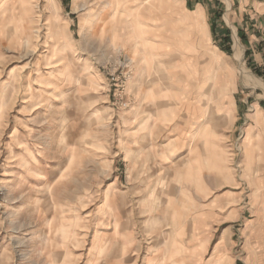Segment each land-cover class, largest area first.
<instances>
[{"label":"rangeland","instance_id":"obj_1","mask_svg":"<svg viewBox=\"0 0 264 264\" xmlns=\"http://www.w3.org/2000/svg\"><path fill=\"white\" fill-rule=\"evenodd\" d=\"M107 1L0 0V264H264V0H127L114 21ZM150 82L176 127L136 173ZM204 112L216 145L193 142Z\"/></svg>","mask_w":264,"mask_h":264},{"label":"bare ground","instance_id":"obj_2","mask_svg":"<svg viewBox=\"0 0 264 264\" xmlns=\"http://www.w3.org/2000/svg\"><path fill=\"white\" fill-rule=\"evenodd\" d=\"M127 3H128V1L127 0H115V1H107L106 2V5H105V9H108L109 10V17L111 18L110 20L111 21H114V18L117 16V15H119L120 14V16H121V14L123 15V14H127ZM25 8V7H24ZM103 10V9H102ZM108 14V13H107ZM108 16L107 17H101V19H100V24H104V23H106V19L108 18ZM93 17V15H89V17L87 18V20H86V25H91V26H93L94 25V19L92 18ZM96 21V20H95ZM128 21V20H127ZM97 25V24H96ZM128 26V25H127ZM129 27V26H128ZM125 30V29H124ZM84 31L82 30L81 32H80V36L82 37V33H83ZM131 34V33H130ZM112 37V36H111ZM135 37V36H134ZM48 49H49V47H47ZM48 49H47V51H48ZM46 52V51H45ZM57 53V55L55 56V57H57V58H59L60 56H62V49L61 48H59V49H57V51H56ZM137 53V52H136ZM40 58V57H39ZM59 60H61V59H57V60H53V61H51V62H45L44 63V65H45V69L46 70H48V72L47 73H45L46 74V76H48V78L49 77H51V76H53V74H54V66H55V64L57 63V62H59ZM42 62H44V61H46V57L45 56H43V59L41 60ZM134 63V62H133ZM136 63V62H135ZM40 64H41V62L39 61L38 63H37V69L39 70V66H40ZM138 64V63H137ZM66 71L65 72H63L66 76H68V77H70V76H72V74H71V72L69 71V70H67V69H65ZM243 70V69H242ZM23 71V70H22ZM59 75H61V74H59ZM147 75V74H146ZM244 75V74H243ZM249 77V76H248ZM42 79L41 80H38V83H40L39 84V87L41 88V89H43V92L44 93H47V94H50L51 96H53L54 98H59L58 100H59V103L62 105V103H63V99L61 98V96H62V93L61 92H58V93H53V90H51L50 89V87L49 86H52V83H50V82H48L46 79H43V77H41ZM43 80V81H42ZM255 81V80H254ZM24 83H22V86L24 87V89L26 90V89H28V87H29V85L28 84H30L31 82H32V80L30 79V76H29V78L27 79V81H23ZM22 86H20V88L22 87ZM151 86H153V83L152 82H150V83H146V87L148 88H146L147 89V91L145 92V96H144V101H145V104H146V110L144 111V119H145V123L146 124H149L153 119H154V115L153 114H151V112H150V110H149V107L152 105V103L150 102L151 100L150 99H152V98H155L156 96H158L159 94L157 93V92H155V90H153L152 88H151ZM22 87V88H23ZM44 88H45V90H44ZM46 88H48V89H46ZM47 90V91H46ZM162 92V91H161ZM164 92H166V91H164ZM155 93H156V95H155ZM153 95H155V97L153 96ZM22 97V96H21ZM214 98V97H213ZM24 99V102L26 103V104H28V107L30 108V111L31 112H34V111H36V110H38V103L35 101L36 100V98L33 96V95H26V97H24L23 98ZM61 99V100H60ZM162 98H158V99H156L157 101H160ZM215 99V98H214ZM143 101V100H142ZM143 101V102H144ZM49 102V101H48ZM156 102V101H155ZM157 103H158V105H159V102H156V105H157ZM50 105V103L49 104H45L44 105V107H47V106H49ZM157 105V106H158ZM162 108H164V107H162ZM50 110H51V107L49 108ZM49 109L47 108H45L44 109V111L46 112L45 114H44V116H46V117H48L49 116V114L50 113H48V112H50L49 111ZM158 109V111H157V116L155 117L156 118V121H158V122H161L162 120L163 121H165L166 119H169L168 117L170 116V115H167V112L166 111H163L162 113L159 111V110H161L160 108H157ZM207 113H208V111H207ZM169 114V113H168ZM205 114V113H204ZM159 116L161 117V119H158L157 120V118H159ZM205 119H207V122H209L208 121V117H204ZM204 120V119H203ZM145 124V125H146ZM155 128H156V125L154 126ZM154 128V129H155ZM208 134L206 131H203L202 132V134ZM154 133L153 132H150L149 134H148V136H152ZM50 138V137H49ZM135 152L131 149V148H129V147H125V149H124V157H123V161H129V162H131V165H132V168L133 169H135V171L134 172H136L137 173V167H138V165H139V163L141 162V160H142V158L140 157V155L139 154H134ZM76 161V160H75ZM140 171V170H139ZM136 175V174H135ZM117 229V228H116ZM61 234V233H60ZM63 237V236H62ZM123 248V247H122Z\"/></svg>","mask_w":264,"mask_h":264},{"label":"crops","instance_id":"obj_3","mask_svg":"<svg viewBox=\"0 0 264 264\" xmlns=\"http://www.w3.org/2000/svg\"><path fill=\"white\" fill-rule=\"evenodd\" d=\"M194 4V6H196V8H195V13L198 11V12H201L200 10H197V7L198 6H200L201 7V1L200 0H185V2H184V4H185V6L187 5H193ZM260 4V3H259ZM191 7V6H190ZM188 12H191V11H188ZM193 12V11H192ZM243 14V13H242ZM244 15H246V14H244ZM213 18H214V21H213V26H214V30L213 31H215L216 32V34H218V36H220V37H222L223 38V41L224 42H226V43H228V41H229V34H228V31L226 30V28H224L223 29V26H221V24H218V21H219V19L216 17V16H213ZM261 18V20H262V22H263V24H264V17H260ZM244 19H247V17L246 16H244ZM260 24H262V23H260ZM255 28V23H253V25H252V28ZM253 32L255 31V30H252ZM257 33H259V32H257ZM219 47H220V50L221 51H225V50H223V47L221 46V45H219ZM257 47V46H256ZM257 52H259L258 51V48H257ZM225 53V52H224ZM260 65V64H259ZM163 93H166V92H164V91H162ZM156 95V94H155ZM160 102L162 103V104H165L163 101H161L160 100ZM158 105V104H157ZM157 105H156V103H152V105L149 107V110H150V112H151V114H153L154 115V119L147 125V130H148V132L150 133V132H153L154 134L152 135V136H147V137H142V134H136L138 131H140V127H139V123H137V122H130V123H133L134 125H133V127H131V125L132 124H129L130 125V127L128 128V131H129V136H130V138L128 139V147L129 148H131L135 153L134 154H143L142 152L140 153V147L141 146H146V148L147 147H152L153 148V146H156L157 145V140L161 137V131H163L164 130V128L165 127H170V130H171V127H176V125L174 124V123H170L171 122V120H172V116L170 115V121H168V122H162L161 121V123H158L157 121H156V116H157V111H158V109L157 108H159V107H157ZM168 107L166 106V104L164 105V108H161V110H159L161 113L163 112L162 110H166ZM166 112H168V111H166ZM205 113V114H204ZM203 114H202V116H201V119H200V121L199 122H197V123H190V125L192 124V127L191 128H189L190 130H192V131H194V130H196V132L194 133V135H193V142H198V146H202V147H206L207 145H209V144H211V145H216V142H212V141H210L211 139L213 140L214 138L212 137L213 136V131H214V128H212L213 127V125L211 126V124L209 123L210 122V117H209V114L207 115V113L206 112H204ZM167 115H168V113H167ZM197 115H195V114H193L192 115V118H190L189 117V119H191V120H193L194 118L193 117H196ZM136 117V116H135ZM204 117H208L209 119H208V121L209 122H207V119H205ZM158 119H161V117L159 116V118H157V120ZM204 119V120H203ZM167 123H170V124H167ZM185 124V123H184ZM183 124V125H184ZM156 125V128L154 127ZM166 125V126H165ZM165 126V127H164ZM184 127V126H183ZM133 128V129H132ZM155 128V129H154ZM169 129V128H168ZM133 130V131H132ZM126 131H127V128L125 127L124 128V132H125V134H127L126 133ZM203 131H206L208 134L207 135H204V134H202V132ZM135 132V133H134ZM133 133V134H132ZM132 135H133V138H131L132 137ZM143 138L146 140H148V141H146V143L145 144H143L142 143V140H143ZM207 139V140H206ZM175 140H173V141H171L170 143H174V146H179V147H182V149L184 148V146L183 145H186L185 143L186 142H184L185 141V138H183L182 137V135H180L179 136V139L177 140V141H175ZM168 145V144H167ZM181 145V146H180ZM163 146H165V145H163ZM194 146H192L190 149H189V151H191L190 153H195V150H194V148H193ZM139 152V153H138ZM154 152H155V150H154ZM162 155H164V156H166L167 155V153H164V154H162ZM141 157V156H140ZM142 158V157H141ZM142 161V160H141ZM141 163V162H140Z\"/></svg>","mask_w":264,"mask_h":264}]
</instances>
